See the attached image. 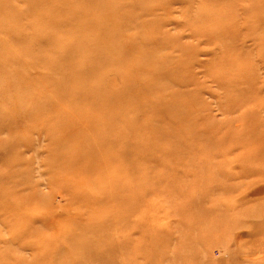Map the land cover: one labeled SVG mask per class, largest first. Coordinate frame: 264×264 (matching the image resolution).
<instances>
[{
	"label": "rangeland",
	"instance_id": "rangeland-1",
	"mask_svg": "<svg viewBox=\"0 0 264 264\" xmlns=\"http://www.w3.org/2000/svg\"><path fill=\"white\" fill-rule=\"evenodd\" d=\"M224 8L0 0V264H264V0Z\"/></svg>",
	"mask_w": 264,
	"mask_h": 264
},
{
	"label": "bare ground",
	"instance_id": "bare-ground-1",
	"mask_svg": "<svg viewBox=\"0 0 264 264\" xmlns=\"http://www.w3.org/2000/svg\"><path fill=\"white\" fill-rule=\"evenodd\" d=\"M59 1H61V0H59ZM232 4V0H223V5H225L226 6V8H224V13L226 12V9H228V7L230 6ZM61 5V3H59V6ZM61 9L62 8H60L59 9V12H61ZM71 14V13H70ZM70 14L68 15V17H70ZM57 16H59V15H57ZM74 19H78V17H74V14H73V19H72V21H73V23H74ZM72 27H73V25H72ZM172 109V108H171ZM183 109H186V108H183Z\"/></svg>",
	"mask_w": 264,
	"mask_h": 264
}]
</instances>
